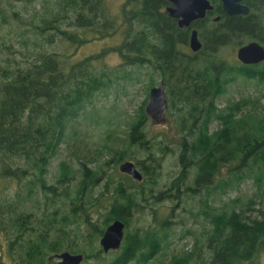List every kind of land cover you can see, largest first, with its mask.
Returning <instances> with one entry per match:
<instances>
[{
	"label": "trees",
	"instance_id": "trees-1",
	"mask_svg": "<svg viewBox=\"0 0 264 264\" xmlns=\"http://www.w3.org/2000/svg\"><path fill=\"white\" fill-rule=\"evenodd\" d=\"M211 1L221 18L212 22L215 40L205 38V42L216 50L211 57L197 59L188 49L177 56L178 41L188 46L189 34L168 14L167 0L124 2L128 27L117 47L122 58L118 67L153 65L166 81L167 117L175 119L174 131L151 136L147 97L129 124V150L106 144L104 154L113 155L95 166L79 160L74 168L63 160L53 183H48L50 163L67 139L70 121L112 77L111 69L96 63L99 55L69 63L39 40L47 35L52 40L57 34L59 40L77 48L92 37L116 32L117 20L109 14L107 0H48L46 10H35L28 21L22 19V12H14V17L30 26L29 41L36 48L21 59L0 58L1 172L21 182L24 190L18 193L19 200H34L40 186L48 191L45 198L57 206L21 211L18 200L0 195V230L13 259L0 257V264H57L56 253L63 250L83 252L84 260L95 258L97 264L146 262L170 246L173 231V221L158 217L157 210L153 223L130 227L141 202L150 197L158 204L176 200L175 205L192 198L203 216L201 234L196 235L201 242L196 240L192 249L172 254L165 264H243L264 252V210L261 216L248 214L264 198V95L249 94L219 105L230 83L239 77L256 79L264 86V60L230 62L220 54L231 44L234 48L250 40L264 44V0H244L250 11L235 15L225 12L222 0ZM166 23L173 24V35L166 33ZM176 31L184 36L179 39ZM151 79L149 89L156 84ZM141 151L144 156H137ZM168 153H175L178 172L161 185L163 155ZM127 158L136 160L142 179L119 171V163ZM248 179L255 190L247 199L223 198ZM88 206L106 208L100 221H93ZM83 214L81 221L88 225L79 230L82 226L76 222ZM116 218L125 221V236L121 247L106 258L99 240Z\"/></svg>",
	"mask_w": 264,
	"mask_h": 264
},
{
	"label": "rangeland",
	"instance_id": "rangeland-1",
	"mask_svg": "<svg viewBox=\"0 0 264 264\" xmlns=\"http://www.w3.org/2000/svg\"><path fill=\"white\" fill-rule=\"evenodd\" d=\"M47 1L0 0V58L2 60L8 57L12 59L27 57V55H30L31 49L36 48V45H31L29 41L31 30L28 29L30 26L25 24V22L23 23L22 19L28 21L26 19H29L35 10L40 12L46 10L44 6L47 4ZM125 1L107 0L108 12L117 20V30L111 35L103 38H94L90 35L92 38L77 48L71 42L59 40L57 34L52 35V40L48 35L46 38L39 40L40 45H45L49 51H59L62 57L66 58L69 63L78 61L86 55H99L96 63L99 67L111 69L110 75L112 77L111 83L107 87L98 90L90 104H88V107L75 119L70 121L67 129V139L61 144L58 153L52 158L50 163L48 183L56 182V174L60 172V164L63 160H67L68 164L74 168L80 165L79 160H88L91 162V165L95 166L112 157L113 152L107 151L104 154L106 144L110 147L121 146L129 150L131 145L128 142V127L147 97L146 105L149 102L151 77L156 81L155 85L160 84L162 80V76L154 71L153 65L134 64L118 67L122 62V58L117 47L124 40L128 27V22L125 20L122 10ZM15 11L22 12L24 18L18 19L14 17ZM47 39L50 41H47ZM220 54L225 61L233 62V60L238 58L237 48H234L232 44L223 48ZM249 94L254 95V97L264 95V86L256 79L239 77L230 83L227 92L220 98L219 105L222 106L228 100ZM261 103L264 105V96L261 98ZM170 119L167 117V120L164 122L157 123L150 117L147 121V127L151 136L153 137L155 134L163 131L168 133L174 131L175 119ZM97 156H100L101 161L94 158ZM137 156L143 157L144 152H138ZM131 160L136 163L135 159L131 158ZM137 167L142 171L139 165ZM177 168L175 153L163 155L162 172L159 177L160 184L164 185L166 181H170L173 175L178 172ZM1 170L0 166V195H6L13 199V201L18 200L21 205V211H35L38 206L41 210L44 208L50 210L57 206V203H50V200L45 198V192L48 191L41 190L40 186H38V190L35 192L38 193V196L34 200L30 202L19 200L18 193L24 190L20 188L21 182L17 178L2 174ZM111 170L112 167L109 168V171ZM119 171H121L120 168ZM147 187L150 186L147 185ZM254 190L255 185L251 179H248L239 188L231 189L227 194H224L223 198L227 199L228 196L234 197L239 195L247 199ZM259 200L255 204L256 208L248 212L250 217L261 216V211L264 210V198H259ZM141 203V206H139L134 217L131 219L130 227H140L153 223L155 218L154 212L157 210L158 217L162 219V217L167 216L168 219L173 221V231L170 238L171 244L168 248L163 249L146 262L134 260L130 264H165L172 254L192 249L196 240L199 243L201 242L198 238L196 239V235L202 230L203 216L198 214V202L196 200L188 198L186 201L175 205L176 200L164 199L162 203L158 204V202H154L150 197L148 201L143 200ZM59 205H63L62 199H59ZM66 206L68 207V204ZM258 208L261 210L259 211ZM86 210L92 213L91 217L93 221H100L99 219L102 216L101 211H105L106 208L96 206V209H94L93 206H88ZM84 217L83 214L77 218L79 221L76 223L78 226H82L79 230L85 229L88 225H85L81 221ZM71 227L74 228L75 224H72ZM188 229L194 231V234L187 233ZM7 246L6 235L0 230V257L12 261L13 259L8 254ZM105 254L106 258L114 255L111 250L105 252ZM54 262L58 264L57 256H55ZM81 264H97V261L95 258L85 259ZM243 264H264V252L254 260Z\"/></svg>",
	"mask_w": 264,
	"mask_h": 264
},
{
	"label": "water",
	"instance_id": "water-1",
	"mask_svg": "<svg viewBox=\"0 0 264 264\" xmlns=\"http://www.w3.org/2000/svg\"><path fill=\"white\" fill-rule=\"evenodd\" d=\"M175 6H167L172 16L180 17L179 23L189 24L194 18H202L208 9H213L211 0H170ZM223 8L228 14L248 13L250 6L243 0H222ZM216 18H219L218 16ZM191 47L198 50L202 46L196 30H193L190 41ZM237 57L244 63H258L264 60V44L258 40H250L237 49ZM149 102L146 105V112L154 122L161 123L167 119L168 97L165 89V80L150 88ZM122 172H126L137 179L143 178L142 171L131 159L122 161L119 165ZM126 223L120 218L114 219L105 229L100 238V244L105 252L112 249H119L125 236ZM58 264H81L85 258L83 252H71L63 250L56 253Z\"/></svg>",
	"mask_w": 264,
	"mask_h": 264
},
{
	"label": "flooded vegetation",
	"instance_id": "flooded-vegetation-1",
	"mask_svg": "<svg viewBox=\"0 0 264 264\" xmlns=\"http://www.w3.org/2000/svg\"><path fill=\"white\" fill-rule=\"evenodd\" d=\"M243 2H244V0H243ZM222 4H223V2H222ZM169 5L175 6V3L173 1L167 0V4L165 6L166 10H167V6H169ZM168 14L173 19H175V23L178 25L180 30H186L189 34L188 46H185L184 42L178 41V43H177V56H180V55H178L179 53H184L185 50L188 49L194 53L195 59H197V57H200V56H205V57L210 56L211 57L210 52H212L214 49L216 50V48L213 47L214 45L212 43H206L205 38L211 39V40H215V38H216V33L212 29V22L218 21L221 18V15L219 13L215 12V5H214L213 9L207 10V13L204 17L194 18L193 20H191V22L189 24L181 25L179 23V19L182 18L183 15H180V17L172 16L169 11H168ZM230 15H235V14H230ZM217 16L219 18H216ZM171 28H173V24H171V23L165 24L166 33L173 35ZM193 30H196L198 37H199L200 41L202 42V46L198 50L192 49L191 44H190L191 35H192ZM176 34L179 36V39L181 38V36H184V34L181 33V31H176ZM165 89H166V81H165Z\"/></svg>",
	"mask_w": 264,
	"mask_h": 264
}]
</instances>
